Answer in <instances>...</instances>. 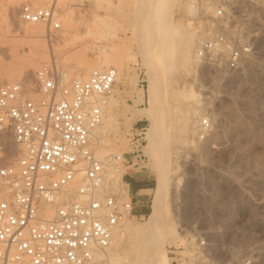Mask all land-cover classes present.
<instances>
[{"label": "rangeland", "instance_id": "374dc122", "mask_svg": "<svg viewBox=\"0 0 264 264\" xmlns=\"http://www.w3.org/2000/svg\"><path fill=\"white\" fill-rule=\"evenodd\" d=\"M71 1L0 0V78L11 79L0 85L23 82L34 88L36 74L44 67L62 71L69 79L87 78L108 62L118 71L109 99L118 126L101 147L108 156L130 151L131 128L139 120H129L128 113L153 111L156 145L148 147L147 141L145 168L130 169L132 176L125 182L155 189L161 170L171 194L156 237H123L118 264H163V255L168 264H264V0H238L234 5L238 28L230 23L226 27L251 47L235 71L226 69L220 56L209 67L195 57L200 43L215 33L207 19L212 0H165L164 20L173 29L162 45L170 44L171 53L168 62L155 67L156 97L151 102L136 44L144 37L155 47L161 38L146 34L157 22L141 9L147 11L156 0ZM27 2L55 4L62 30L49 33L44 25L22 23L19 8ZM135 11H142V17ZM130 26H135L136 36L139 32V40L123 34ZM191 39V59L185 64L182 46ZM104 47L109 48L107 55ZM199 114L209 121L206 131L199 128ZM140 121L147 132L150 122ZM120 174L113 173L114 182ZM119 188L128 202L131 193L121 184ZM145 194L146 211L128 219L141 227L151 212L152 191ZM234 250L235 257L229 254ZM170 251L176 252V259Z\"/></svg>", "mask_w": 264, "mask_h": 264}, {"label": "built area", "instance_id": "2783aa9c", "mask_svg": "<svg viewBox=\"0 0 264 264\" xmlns=\"http://www.w3.org/2000/svg\"><path fill=\"white\" fill-rule=\"evenodd\" d=\"M237 1L213 0L207 19L216 33L196 50L205 67L220 56L235 71L250 54V45L226 27L238 28ZM18 18L49 33L62 30L53 3H24ZM117 78L113 67L93 70L85 80L44 67L31 91L23 82L0 85V264H112L115 234L137 210L104 188L106 167L124 170L125 180L147 160L143 121L131 128L128 153L104 163L92 148V132L103 121ZM200 126L206 131L208 119Z\"/></svg>", "mask_w": 264, "mask_h": 264}, {"label": "bare ground", "instance_id": "6f19581e", "mask_svg": "<svg viewBox=\"0 0 264 264\" xmlns=\"http://www.w3.org/2000/svg\"><path fill=\"white\" fill-rule=\"evenodd\" d=\"M80 1L82 2V0H80ZM43 6H45V5H43ZM145 7L146 6H144V8ZM212 7H213L212 10L214 11L213 0H212ZM137 9L138 8H136V10ZM141 9H142V11H144V14L147 15V17L152 16L154 19H156V22H157V23L153 24L152 28H149L150 30L147 31L146 34L148 36H156L155 39H157V37H159V38L161 37L159 41L156 40L155 47H153L152 45H154V44H151L150 42H148L147 39L144 40L143 39L144 37H142V42L139 41L138 44H136L137 45V50L139 51V53H140V55L142 57L143 65L146 67V75H147L148 81H149L148 89H147L146 92H147V96H148V98H149V100L151 102V99H154L156 97V93H155V74H156L155 72H156V68L155 67L160 68L161 67L160 66V63H162V64L164 63L165 64L166 62H168L169 57H170L171 46H170V44H168L167 46H163L165 44V43L163 44V42H164L165 39H167L166 38L167 37L166 36L167 35V32H171V30L173 29V24L170 23L168 25L166 23V21L164 20L165 0H156L155 3L153 5H151L150 7H148V5H147V7H146L147 11L146 10H143V8H141ZM142 11L141 12L140 11H138V12L135 11V13H138V16L140 15L142 17V13H143ZM14 12L15 11L12 8L11 9V13H14ZM141 17H139V18L142 20L143 18H141ZM140 19H139V21H137L138 22V26H139ZM59 20H61V17H59ZM137 22L135 23V25L137 24ZM31 25H34L35 27L36 26H41V24H31ZM140 28L141 27H139V29ZM33 30H34L33 32H35L36 31V28H33ZM212 30H213L212 31L213 33H214V31L216 33V27L215 26H214V29L212 28ZM123 34L124 35L136 36L137 30H136L135 26L134 27L130 26V27H128V29H126L125 31H123ZM143 34H145V33L143 32ZM147 35H146V37H147ZM170 35H169V37H170ZM137 36L139 37V32H138V35ZM141 36H144V35H141ZM138 37H137V39L139 40ZM134 39H135V37H134ZM137 39H135V40L137 41ZM192 49H193V41H192V39L191 40H187L184 43V45L182 46V52H181L182 58H181V61L183 60V62L185 64H188L189 61H190V59H191ZM108 50H109L108 47L102 48V51L106 55H107V52H109ZM195 57L197 58V60H199L198 57H197V55H196V53H195ZM131 58H133V55L131 56ZM109 66H110V64L108 62H106V64L103 67H101V68L107 69V68H110ZM114 66H117V65H114ZM119 66H120V64H119ZM81 70H82V72H85V69H81ZM95 70H101V69L99 68V69H95ZM85 79H87V78H81V79H78V80H85ZM117 80H118V78H117ZM1 81H3V82L4 81L10 82L11 79H10V77L9 78L8 77H4L2 79L0 78V82ZM8 85H10V84H8ZM115 85H114V87H115ZM114 87H113V89L111 91L110 97L107 99V104L105 106V113H108V115L110 114V116L107 118L105 116V113H104L103 121H102L101 125H99L98 127H96L93 130L92 135H91V145H92V148L94 150V153H95L96 157L99 160L103 161L104 163H106L108 161V159L110 158V156L106 155V153L103 152V150H102L101 147L105 143V141H108L109 140L110 134L112 132L116 131L117 130V126H118L117 121L112 116V112L113 111L111 110V104H110V101H109V99L113 95ZM26 88L29 91L33 90V88H29L27 86H26ZM188 94H189L188 95V97H189L190 96V93H188ZM142 97H143L142 96V93L139 92L138 98L140 99V101L142 100ZM127 118L129 120H133L134 118H137V120H139V121L142 118H145L147 121L150 122L148 131L146 132V143L148 141V147L154 148V146L156 145L155 143H156V139H157L156 131H157V127H158V122L155 119V116H154L153 111H151V110L150 111L149 110L144 111L143 110L140 113L130 112V113H128ZM200 118H201V115H200ZM202 118H201V121H199V128L200 129H203V128H201L200 123H202V121L205 120V119H202ZM185 120H187V119H185ZM129 146H130V141H129ZM146 147H147V145L145 144L143 146V154H144V149ZM110 155L111 156H115V155H122V154H118L117 153V154H110ZM106 168H107V172H106V182H105L104 188L107 191H109V192H114L115 195L118 197V199L120 198V199L123 200L126 196L125 195H122V193L120 195V193L117 192V191H120L121 190L119 188L120 184L122 186H124V187H127V189L129 190V192L131 193V190H130L129 185L127 184V182H125V180L128 177L125 180H123V178H122L123 175L125 174V171L122 170V171H119V172H115L114 169H112L111 165H108ZM113 173L114 174H116V173L117 174H120L121 173L119 175V178H118L117 182H114V180H113ZM155 181H156L155 189L151 190L152 191L151 212H150V214H149V216L147 218V221H146L145 226H142V227L141 226H137L136 224L131 223L128 220V218L124 221L123 224H121V226L117 230V232L115 234V237H114V250L112 251V254H111V262H112V264H118V262H119V260H118V254H120V252H118L117 247H118V243L123 239V237L126 238L127 235H132L136 239H137V237L138 238L142 237L143 239H145L146 237H149L150 239L156 237V234L158 232V229L160 228V226L162 225V222H163L164 211L166 210V207L168 206V202H169V197H170V194H171V190L169 189L168 185L166 184V182H165V174L161 170L159 171V174L155 177ZM148 192H150V191H148ZM143 193H146V192H142V194ZM123 202H124V200H123ZM128 202H132L133 203L131 197L129 198V201ZM135 217H136V215H135ZM121 231H122V233L120 235V238H118V236H119V234H120ZM146 240H144V241H146ZM148 241H149V239H148ZM201 242H202V240L200 241V245H201ZM200 247H202V246H200ZM170 253H171V251H170ZM237 253H238V251H237ZM229 254L231 256L235 257L236 252L234 250L231 253L229 252ZM154 259H155V261H158L157 260L158 259V256H155ZM163 259L165 261V262H163V264H168V262L166 261V259H167L166 256L163 255ZM198 264H202V263L201 262H198Z\"/></svg>", "mask_w": 264, "mask_h": 264}, {"label": "crops", "instance_id": "0c3cea01", "mask_svg": "<svg viewBox=\"0 0 264 264\" xmlns=\"http://www.w3.org/2000/svg\"><path fill=\"white\" fill-rule=\"evenodd\" d=\"M132 176V175H131ZM131 177H128L127 179H130ZM127 184L130 187L131 190V199L134 203V206L138 212L146 211L144 208L145 202H148L146 196L147 194L142 192H148L153 189H150L148 185L146 184H136L134 181L129 180ZM137 216V215H136Z\"/></svg>", "mask_w": 264, "mask_h": 264}]
</instances>
